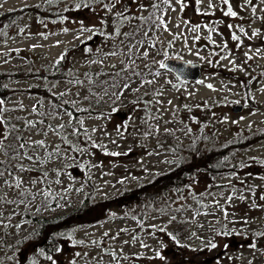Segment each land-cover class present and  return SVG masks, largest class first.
I'll list each match as a JSON object with an SVG mask.
<instances>
[{
  "label": "rangeland",
  "instance_id": "1",
  "mask_svg": "<svg viewBox=\"0 0 264 264\" xmlns=\"http://www.w3.org/2000/svg\"><path fill=\"white\" fill-rule=\"evenodd\" d=\"M41 1L0 0V14ZM78 1L61 18L27 14L0 36V70L32 61L0 105V264H264V140L236 153L234 175H198L142 222L122 208L138 202L121 195L176 167L173 147L197 131L201 106L218 140L264 128V3H62ZM165 52L198 63L200 76L178 80L160 67ZM63 55L81 79L44 92L37 71ZM87 193L108 202L106 212L77 216L84 222L54 254L18 244L35 228L31 216L68 214Z\"/></svg>",
  "mask_w": 264,
  "mask_h": 264
},
{
  "label": "trees",
  "instance_id": "2",
  "mask_svg": "<svg viewBox=\"0 0 264 264\" xmlns=\"http://www.w3.org/2000/svg\"><path fill=\"white\" fill-rule=\"evenodd\" d=\"M62 1L43 0L31 6H24L1 13L0 36L6 37L8 30L27 14L33 13L47 19H57L65 16L69 11V5H79L80 3L78 1V3L73 2L67 5L62 3ZM95 1H103L104 4H107L115 0ZM149 15L150 13L145 18L149 17ZM62 57L57 62L44 66V71H37L40 72L37 75L44 82V86L39 88L44 90V92L49 91L51 85L54 87L60 81L78 83L81 79L79 71L67 65L65 55ZM29 62V65L18 71L0 70V100L5 101L8 98L11 93L10 84L19 79L23 71L29 73L28 70H32V61ZM104 73L103 71L99 74L94 72L92 75L99 78ZM95 104L99 107L96 113H100L102 106L98 103ZM63 106L69 108L66 103H63ZM208 108L201 106V114L198 117L200 122L198 123L197 131H192L190 141L184 144L183 148L173 147L174 151L179 155L176 159L177 165L175 168L166 173L153 176L146 183L139 181L137 185L122 189L121 195L129 192L139 203L122 207L127 213L130 212V216L136 217L139 222L144 220L146 212L164 210L170 202L168 195L170 193L181 194L190 184L196 183L198 175L210 177V180L234 175L238 168V165L233 161L236 153L247 149L257 141L264 140V128L249 132L237 131L226 140H218L214 124L209 123L211 117L208 115ZM68 110L73 111L71 107ZM73 112L75 113V111ZM93 112L95 111L90 110L88 107H82L78 113L90 114ZM108 206V202L97 201L95 194L87 193L82 203L68 214L48 219L31 216L30 220L35 224V228L28 232L23 240L18 241V244L22 245L31 241V245L35 247L34 249L41 252L44 256L54 254L61 239L71 238L74 230L82 225L80 223H83L84 219L87 221L100 214L102 216ZM80 215L85 216L81 221L77 218Z\"/></svg>",
  "mask_w": 264,
  "mask_h": 264
},
{
  "label": "water",
  "instance_id": "3",
  "mask_svg": "<svg viewBox=\"0 0 264 264\" xmlns=\"http://www.w3.org/2000/svg\"><path fill=\"white\" fill-rule=\"evenodd\" d=\"M165 69L171 72L178 80H196L201 74V66L196 62H189L178 57H167L163 60ZM233 111L239 112L243 109L242 103H236Z\"/></svg>",
  "mask_w": 264,
  "mask_h": 264
},
{
  "label": "snow or ice",
  "instance_id": "4",
  "mask_svg": "<svg viewBox=\"0 0 264 264\" xmlns=\"http://www.w3.org/2000/svg\"><path fill=\"white\" fill-rule=\"evenodd\" d=\"M164 2L167 3L168 0H164ZM182 2H183V0H177V3H181V4H182ZM196 2L199 4V3H200V0H196ZM223 2H224L225 4H227V3H228V0H223ZM248 2L251 3V0H248ZM261 3H264V0H261ZM253 11L255 12V8L253 9ZM225 15H230V16L235 17V16L237 15V13L234 12V11H232V8L229 7L228 10H227V12L225 13ZM163 23H164V22L161 21V24H163ZM164 27H165V30H167V26L164 25ZM229 27L231 28L232 26L229 25ZM197 28H198V26H197V27H193V28H192V31H193V32H196V31H197ZM252 34H253V35H256L255 32H253ZM209 38H211V37H209ZM232 38H233L234 40H238V39H239V37L236 36L235 34H233ZM196 39H199V36H197ZM169 43L171 44V42H169ZM153 46H154V45H153ZM257 51H259V49H257ZM113 54H115V53H113ZM143 55H144V56H148V52L145 51V52L143 53ZM164 55H165V57H167V53H166V52L164 53ZM245 55L247 56V53H245ZM62 58H63V57H61V59H62ZM159 63H160V67H162V68L165 67L163 61H160ZM137 74H138V73H137ZM155 75H159V73H155ZM147 83H152V81H147ZM201 83H202V81H201ZM127 87H128V85L125 84V85H124V88H127ZM208 87L211 88L212 85L209 84ZM169 103H171V102L169 101ZM2 104H3V101L0 100V105H2ZM69 115H71V114L69 113ZM81 123H82V122H81ZM34 143H35V144H38V145H41V146L43 145V141H35ZM24 146H25L24 144H21V145H20L21 148H23ZM27 158L30 159V160L32 159V157H30V156L27 157ZM2 175H3V173L0 172V176H2ZM211 246H212V247H215L216 245L213 244V245H211ZM252 247H255V245H252Z\"/></svg>",
  "mask_w": 264,
  "mask_h": 264
}]
</instances>
